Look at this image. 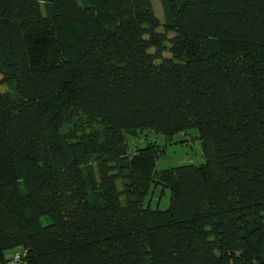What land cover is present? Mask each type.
I'll return each instance as SVG.
<instances>
[{
  "label": "trees",
  "instance_id": "1",
  "mask_svg": "<svg viewBox=\"0 0 264 264\" xmlns=\"http://www.w3.org/2000/svg\"><path fill=\"white\" fill-rule=\"evenodd\" d=\"M161 2L0 0V264H264V0Z\"/></svg>",
  "mask_w": 264,
  "mask_h": 264
},
{
  "label": "rangeland",
  "instance_id": "2",
  "mask_svg": "<svg viewBox=\"0 0 264 264\" xmlns=\"http://www.w3.org/2000/svg\"><path fill=\"white\" fill-rule=\"evenodd\" d=\"M151 3L155 15L162 24L164 15L161 0H151ZM158 30L163 31L162 25L159 26ZM169 36H172V33ZM165 55L168 56L169 53L165 52ZM6 90L12 91L11 83L0 82V91ZM125 141L129 150H132L136 145L144 146L149 141L157 143L162 149L155 163V170L157 171L182 164L200 165L204 162L201 140L196 128L178 132L172 136H165L153 130H144L138 132V135L134 137L126 135ZM169 198V189L165 188L162 190L160 185L152 183L148 190L146 204H149L152 208L165 209L169 204ZM42 222L45 223L46 219L42 218Z\"/></svg>",
  "mask_w": 264,
  "mask_h": 264
},
{
  "label": "built area",
  "instance_id": "3",
  "mask_svg": "<svg viewBox=\"0 0 264 264\" xmlns=\"http://www.w3.org/2000/svg\"><path fill=\"white\" fill-rule=\"evenodd\" d=\"M21 258H22L21 253L16 252L13 254V256L11 258L7 259V261L2 263V264H23Z\"/></svg>",
  "mask_w": 264,
  "mask_h": 264
},
{
  "label": "crops",
  "instance_id": "4",
  "mask_svg": "<svg viewBox=\"0 0 264 264\" xmlns=\"http://www.w3.org/2000/svg\"><path fill=\"white\" fill-rule=\"evenodd\" d=\"M16 251H18V248L17 249H13V250H9L7 252V259L11 258L13 256L14 253H16ZM24 264V263H23Z\"/></svg>",
  "mask_w": 264,
  "mask_h": 264
}]
</instances>
